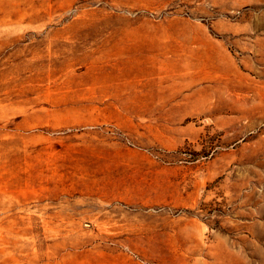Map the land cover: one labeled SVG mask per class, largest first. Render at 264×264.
Returning a JSON list of instances; mask_svg holds the SVG:
<instances>
[{
  "label": "rangeland",
  "instance_id": "obj_1",
  "mask_svg": "<svg viewBox=\"0 0 264 264\" xmlns=\"http://www.w3.org/2000/svg\"><path fill=\"white\" fill-rule=\"evenodd\" d=\"M0 264H264V0H0Z\"/></svg>",
  "mask_w": 264,
  "mask_h": 264
}]
</instances>
